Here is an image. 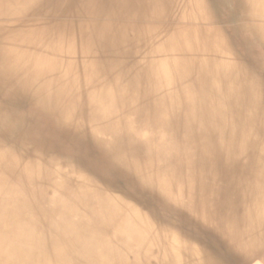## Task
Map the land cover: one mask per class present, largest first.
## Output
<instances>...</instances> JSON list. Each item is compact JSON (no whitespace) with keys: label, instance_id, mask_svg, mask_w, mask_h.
I'll return each instance as SVG.
<instances>
[{"label":"bare ground","instance_id":"bare-ground-1","mask_svg":"<svg viewBox=\"0 0 264 264\" xmlns=\"http://www.w3.org/2000/svg\"><path fill=\"white\" fill-rule=\"evenodd\" d=\"M0 264H264V0H0Z\"/></svg>","mask_w":264,"mask_h":264}]
</instances>
